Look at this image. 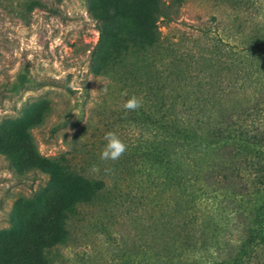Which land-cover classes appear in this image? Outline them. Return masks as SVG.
Instances as JSON below:
<instances>
[{"label":"rangeland","instance_id":"374dc122","mask_svg":"<svg viewBox=\"0 0 264 264\" xmlns=\"http://www.w3.org/2000/svg\"><path fill=\"white\" fill-rule=\"evenodd\" d=\"M89 1L0 0V264L20 239L16 221H46L60 206L62 184H49L36 166L47 157L108 177L105 192L78 207L68 241L50 250L51 264H130L124 247L143 239L146 218L157 217L149 189L156 174L157 69L190 62L212 45L264 46L254 40L264 33V0H182L170 9L172 20H159L154 44L128 49L97 74L91 50L98 20ZM212 59L206 64L226 60ZM133 95L142 107L126 112L121 106ZM108 131L127 145L116 161L100 159ZM147 195L154 196L149 205Z\"/></svg>","mask_w":264,"mask_h":264},{"label":"trees","instance_id":"16d2710c","mask_svg":"<svg viewBox=\"0 0 264 264\" xmlns=\"http://www.w3.org/2000/svg\"><path fill=\"white\" fill-rule=\"evenodd\" d=\"M179 1L90 0L99 34L94 73L130 48L154 44L159 20H172ZM208 49L157 69L156 174L149 188L157 217L146 218L143 239L122 243L130 264H264V46ZM215 56L226 60L207 65ZM153 142L146 143L148 154ZM36 162L49 184H62L60 206L46 221L15 222L20 239L4 264H51L50 250L68 241L78 207L107 186V176L75 171L68 158Z\"/></svg>","mask_w":264,"mask_h":264},{"label":"clouds","instance_id":"9594fccd","mask_svg":"<svg viewBox=\"0 0 264 264\" xmlns=\"http://www.w3.org/2000/svg\"><path fill=\"white\" fill-rule=\"evenodd\" d=\"M127 95V93H123ZM122 109L127 111H135L142 107V100L137 96L133 95L128 98L123 104ZM104 139L106 144L101 150L100 159L101 160H118L127 150V145L119 138V136L112 132L108 131L104 134ZM94 172H99L98 166H93L92 169ZM105 171H108L107 169Z\"/></svg>","mask_w":264,"mask_h":264}]
</instances>
